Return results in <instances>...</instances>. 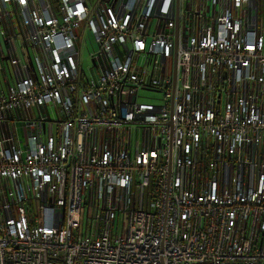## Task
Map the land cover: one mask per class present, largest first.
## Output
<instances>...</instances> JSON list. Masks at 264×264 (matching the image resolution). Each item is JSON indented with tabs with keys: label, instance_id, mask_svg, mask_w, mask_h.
<instances>
[{
	"label": "built area",
	"instance_id": "1",
	"mask_svg": "<svg viewBox=\"0 0 264 264\" xmlns=\"http://www.w3.org/2000/svg\"><path fill=\"white\" fill-rule=\"evenodd\" d=\"M0 264H264L263 0H0Z\"/></svg>",
	"mask_w": 264,
	"mask_h": 264
},
{
	"label": "rangeland",
	"instance_id": "2",
	"mask_svg": "<svg viewBox=\"0 0 264 264\" xmlns=\"http://www.w3.org/2000/svg\"><path fill=\"white\" fill-rule=\"evenodd\" d=\"M264 2V0H263ZM92 47H94L97 50V46L94 44V42H91V44H88L87 46H85L82 51H81V58H82V65H83V70L87 73L90 72V68L92 66L91 64V59H90V55L92 53ZM147 96H154L155 98L159 97V94H155V95H151L147 94ZM154 101V100H152Z\"/></svg>",
	"mask_w": 264,
	"mask_h": 264
},
{
	"label": "trees",
	"instance_id": "3",
	"mask_svg": "<svg viewBox=\"0 0 264 264\" xmlns=\"http://www.w3.org/2000/svg\"><path fill=\"white\" fill-rule=\"evenodd\" d=\"M86 41H87V42H89V38H88V39H86Z\"/></svg>",
	"mask_w": 264,
	"mask_h": 264
},
{
	"label": "crops",
	"instance_id": "4",
	"mask_svg": "<svg viewBox=\"0 0 264 264\" xmlns=\"http://www.w3.org/2000/svg\"><path fill=\"white\" fill-rule=\"evenodd\" d=\"M88 1H91V0H88Z\"/></svg>",
	"mask_w": 264,
	"mask_h": 264
}]
</instances>
